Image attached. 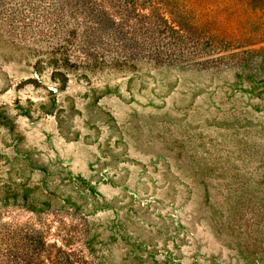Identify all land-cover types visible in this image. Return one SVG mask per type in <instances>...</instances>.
I'll return each mask as SVG.
<instances>
[{
	"label": "rangeland",
	"instance_id": "374dc122",
	"mask_svg": "<svg viewBox=\"0 0 264 264\" xmlns=\"http://www.w3.org/2000/svg\"><path fill=\"white\" fill-rule=\"evenodd\" d=\"M159 1L197 48L116 68L0 0V264H264V0Z\"/></svg>",
	"mask_w": 264,
	"mask_h": 264
},
{
	"label": "trees",
	"instance_id": "16d2710c",
	"mask_svg": "<svg viewBox=\"0 0 264 264\" xmlns=\"http://www.w3.org/2000/svg\"><path fill=\"white\" fill-rule=\"evenodd\" d=\"M26 2L39 11L34 15L37 41L60 54L65 66L72 57L89 67L124 68L139 61L162 65L181 62L184 49L197 48L196 40L184 36L191 29L170 20L159 0H76L75 7L72 0ZM45 259L53 264L54 256L49 253Z\"/></svg>",
	"mask_w": 264,
	"mask_h": 264
}]
</instances>
